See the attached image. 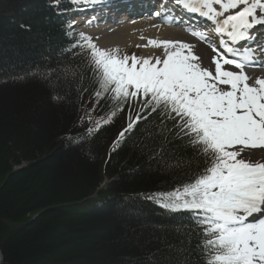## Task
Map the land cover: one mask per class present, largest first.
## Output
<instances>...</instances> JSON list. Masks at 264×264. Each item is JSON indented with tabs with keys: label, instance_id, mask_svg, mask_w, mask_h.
Here are the masks:
<instances>
[{
	"label": "trees",
	"instance_id": "obj_1",
	"mask_svg": "<svg viewBox=\"0 0 264 264\" xmlns=\"http://www.w3.org/2000/svg\"><path fill=\"white\" fill-rule=\"evenodd\" d=\"M82 1L0 0L1 264H205L192 214L146 198L186 182L144 148L155 114L118 141L134 102L71 47Z\"/></svg>",
	"mask_w": 264,
	"mask_h": 264
},
{
	"label": "snow or ice",
	"instance_id": "obj_2",
	"mask_svg": "<svg viewBox=\"0 0 264 264\" xmlns=\"http://www.w3.org/2000/svg\"><path fill=\"white\" fill-rule=\"evenodd\" d=\"M174 3L214 25L212 37L186 28L216 54L211 60L214 71L202 66L194 46L183 41L149 39L148 45L163 48V58L120 56L118 49H101L83 33L71 47L89 50L88 63L101 89L97 97L110 92L117 102L143 100L141 112L118 141L155 114L148 130L153 143L144 148L153 160L169 156L165 167L179 169L186 182L146 198L171 212L192 214L190 232L201 236L205 264H264V162L242 158L245 149H264V78L253 79L244 70L264 67V58L257 59L251 48L257 43L264 51V40L257 42L252 31L264 25V0ZM162 10L171 11L163 5ZM74 24L70 21L68 27ZM144 111L147 116H142Z\"/></svg>",
	"mask_w": 264,
	"mask_h": 264
},
{
	"label": "bare ground",
	"instance_id": "obj_3",
	"mask_svg": "<svg viewBox=\"0 0 264 264\" xmlns=\"http://www.w3.org/2000/svg\"><path fill=\"white\" fill-rule=\"evenodd\" d=\"M128 4L129 1H124L123 3H119L118 5L127 6ZM146 4L147 3L133 4L132 7L128 9L122 8L121 10L123 11L127 10L126 12L129 13L134 8H142ZM166 9H169V7H166ZM103 10H105V12L102 13L101 16L103 17V19H109V20L107 21H98L97 19L96 21L88 20V23H86L88 25L87 29L94 31L95 34L98 36L97 46L101 49L123 50L132 47H137L138 45H140V47L137 48L141 49V52L143 54H146V56L153 57L155 56V54L157 55L158 53L160 54L161 52L164 53V51L162 47L156 48L151 45H148L149 39H154L158 41L159 40L183 41L193 45L194 46L193 48H196L197 46L195 45V43L200 41L197 37L191 35L189 31H186V28L183 27L182 24H180L179 20L175 18L174 15H172V19L170 21H167V17H165V19H155L154 18L156 16L155 13L158 12V10H155L148 19H145L142 16H140V18H136V17L121 15L119 18L111 22L110 20L111 16H108V14L112 10L111 9H109V11H107L106 9ZM195 18L196 20L198 19L197 16H195ZM93 23H97V24L93 25ZM193 29H195V27ZM260 39L264 40V37H261ZM212 54H213L212 52H206L205 49L200 51V56L203 58V62H207V63L210 62V65L208 67H210V70L214 71L215 66L211 63ZM254 55L257 59L264 58V52H261L260 54L254 53ZM262 68H263L262 73L259 74L254 73L255 67H247L244 70L250 76L255 78L258 76L259 77L264 76V67Z\"/></svg>",
	"mask_w": 264,
	"mask_h": 264
},
{
	"label": "rangeland",
	"instance_id": "obj_4",
	"mask_svg": "<svg viewBox=\"0 0 264 264\" xmlns=\"http://www.w3.org/2000/svg\"><path fill=\"white\" fill-rule=\"evenodd\" d=\"M217 8L219 7V6H216ZM126 11V10H125ZM126 13H128V12H126ZM126 13H124L123 15H125V16H127V14ZM99 21H101V19H99ZM77 28H81V27H77ZM88 28V25L87 24H85L84 26H83V29H86V30H88L91 34H93V36H94V39L92 38V40H93V42H95L96 43V45H97V38H98V36L95 34V32L94 31H92V30H90V29H87ZM260 31H264V29H261ZM254 32H256L257 33V30H255L254 29ZM138 47V46H137ZM137 47H132V48H129V49H123V50H120V49H118V54L119 55H125V54H127V55H133V54H135L137 57H144L143 56V54H142V52H141V49H139V48H137ZM198 49H200V48H198ZM207 49H211V48H207ZM254 51H256V52H261L262 50H261V48H258V47H255V48H252ZM263 52V51H262ZM196 53H197V51H196ZM195 53V54H196ZM145 56H146V54H144ZM163 55H164V53L163 52H161L160 54L158 53L157 55L155 54V56H153V58L154 57H156V56H160L161 58H163ZM197 55H198V53H197ZM199 56V55H198ZM214 55L212 54V57H213ZM146 57H150V56H146ZM200 57V56H199ZM202 61V60H201ZM153 62H154V60H153ZM202 64H204V65H202V66H204V67H208L209 65H210V62H202ZM208 64V65H207ZM207 65V66H206ZM226 67H228V66H226ZM231 70H234V71H239V70H237V69H235L234 67H233V69L232 68H230ZM259 71V70H258ZM260 72H261V70H260ZM259 77V76H258ZM255 78H257V77H255ZM261 78V77H260ZM253 156V162H264V149H259V148H257V149H245L244 150V152L242 153V158H244V159H246V158H250V156Z\"/></svg>",
	"mask_w": 264,
	"mask_h": 264
},
{
	"label": "water",
	"instance_id": "obj_5",
	"mask_svg": "<svg viewBox=\"0 0 264 264\" xmlns=\"http://www.w3.org/2000/svg\"><path fill=\"white\" fill-rule=\"evenodd\" d=\"M2 263V255H1V252H0V264Z\"/></svg>",
	"mask_w": 264,
	"mask_h": 264
}]
</instances>
